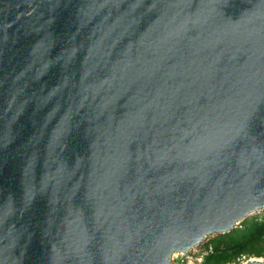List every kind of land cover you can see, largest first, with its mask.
<instances>
[{
	"label": "water",
	"instance_id": "water-1",
	"mask_svg": "<svg viewBox=\"0 0 264 264\" xmlns=\"http://www.w3.org/2000/svg\"><path fill=\"white\" fill-rule=\"evenodd\" d=\"M262 209L264 0H0V264H171Z\"/></svg>",
	"mask_w": 264,
	"mask_h": 264
},
{
	"label": "trees",
	"instance_id": "trees-1",
	"mask_svg": "<svg viewBox=\"0 0 264 264\" xmlns=\"http://www.w3.org/2000/svg\"><path fill=\"white\" fill-rule=\"evenodd\" d=\"M204 249L201 264H239L241 257H264V216L243 219L229 233L208 239Z\"/></svg>",
	"mask_w": 264,
	"mask_h": 264
},
{
	"label": "rangeland",
	"instance_id": "rangeland-1",
	"mask_svg": "<svg viewBox=\"0 0 264 264\" xmlns=\"http://www.w3.org/2000/svg\"><path fill=\"white\" fill-rule=\"evenodd\" d=\"M254 215L264 216V209L260 210L259 212L254 213V214H251V215L247 216L246 218H250V217H252V216H254ZM238 226H239V225H238ZM214 236H216V235H214ZM214 236H213V235L208 236V238L205 239V240H203L202 243H200L199 245H197L196 247H194V248L189 252V254H186L187 256H189V257L192 258V262H193V263H195V264H199L196 258H200V257H201L200 254H201V253H204V244H205V242H206L208 239L213 238ZM179 256H183V255H181V254H176V255H174L171 264H175V263H174L175 261H176V262L180 261V260H179V258H180ZM184 258H185V257H184ZM262 258H264V257H262ZM246 260H247V259H245L244 257H241V259H240V261H239V264H244V263L246 262ZM192 262H190V264H192Z\"/></svg>",
	"mask_w": 264,
	"mask_h": 264
},
{
	"label": "built area",
	"instance_id": "built-area-1",
	"mask_svg": "<svg viewBox=\"0 0 264 264\" xmlns=\"http://www.w3.org/2000/svg\"><path fill=\"white\" fill-rule=\"evenodd\" d=\"M208 249H209V248H208ZM206 252H207V250L204 249V253H201V254H200L201 257H200V258H196L199 264H201L202 259H203V257H204V254H205ZM179 257H180V258H179L180 261H178V262L175 261V262H174L175 264H190V262H192V258L189 257V256H187V255H183V256H179ZM184 257H185V258H184ZM192 264H195V263L192 262Z\"/></svg>",
	"mask_w": 264,
	"mask_h": 264
},
{
	"label": "bare ground",
	"instance_id": "bare-ground-1",
	"mask_svg": "<svg viewBox=\"0 0 264 264\" xmlns=\"http://www.w3.org/2000/svg\"><path fill=\"white\" fill-rule=\"evenodd\" d=\"M258 210H256V212H257ZM254 212H252L251 214H253ZM176 254H179L178 252H176V253H174V255H176ZM180 254H182V253H180ZM174 255H173V257H174Z\"/></svg>",
	"mask_w": 264,
	"mask_h": 264
}]
</instances>
